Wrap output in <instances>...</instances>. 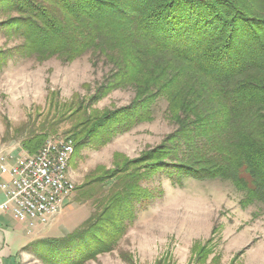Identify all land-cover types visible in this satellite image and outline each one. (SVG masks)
<instances>
[{
	"label": "trees",
	"instance_id": "obj_1",
	"mask_svg": "<svg viewBox=\"0 0 264 264\" xmlns=\"http://www.w3.org/2000/svg\"><path fill=\"white\" fill-rule=\"evenodd\" d=\"M14 9L21 16L0 26L22 40L16 50L23 56L71 63L89 55L112 67L91 100L117 88L134 93L129 106L112 112L80 105L85 120L70 131L74 153L152 122L158 99L175 127L139 158L116 156L115 169L86 179L80 201L95 209L73 234L41 243L43 264H84L111 253L134 219V202L151 198L140 185L146 176L229 182L244 206L264 207V0H20ZM63 111H73L72 103ZM48 137L31 135L22 149L33 155Z\"/></svg>",
	"mask_w": 264,
	"mask_h": 264
},
{
	"label": "rangeland",
	"instance_id": "obj_2",
	"mask_svg": "<svg viewBox=\"0 0 264 264\" xmlns=\"http://www.w3.org/2000/svg\"><path fill=\"white\" fill-rule=\"evenodd\" d=\"M19 1H0V24L21 16L14 9ZM21 42L0 26V152L23 150L22 141L41 131L49 134L47 140L71 138L70 131L85 120V111H76L80 105L102 114L133 100L129 88L109 90L98 101L91 100L111 75L112 67L104 60L95 64L86 55L71 63L56 58L38 62L16 50ZM69 103L73 111H63ZM167 114V103L158 99L152 122L113 134L101 144L87 141L72 155L68 172L74 193L49 224L30 229L39 234L38 240L27 247L32 255L21 264H43L36 257L43 241L63 239L84 225L95 205L80 201L79 188L98 168L115 169L121 160L116 156L131 161L162 144L175 129ZM111 185L107 182L105 190ZM140 185L151 198L137 200L134 210L129 209L134 219L124 223L117 246L84 264H264V207L244 206V195L231 183L190 178L175 183L158 173L143 177Z\"/></svg>",
	"mask_w": 264,
	"mask_h": 264
},
{
	"label": "built area",
	"instance_id": "obj_3",
	"mask_svg": "<svg viewBox=\"0 0 264 264\" xmlns=\"http://www.w3.org/2000/svg\"><path fill=\"white\" fill-rule=\"evenodd\" d=\"M73 153L70 138L47 140L33 155L0 152V212L30 228L49 224L74 193L68 172Z\"/></svg>",
	"mask_w": 264,
	"mask_h": 264
},
{
	"label": "crops",
	"instance_id": "obj_4",
	"mask_svg": "<svg viewBox=\"0 0 264 264\" xmlns=\"http://www.w3.org/2000/svg\"><path fill=\"white\" fill-rule=\"evenodd\" d=\"M2 201L0 192V204ZM30 229L28 225L16 221L10 213L0 212V264H21L29 261L32 253L26 251V248L38 240L39 235Z\"/></svg>",
	"mask_w": 264,
	"mask_h": 264
}]
</instances>
